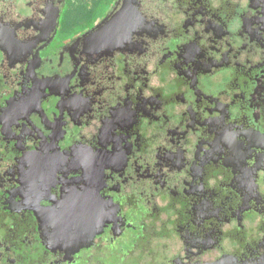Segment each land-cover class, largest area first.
I'll return each instance as SVG.
<instances>
[{"label":"flooded vegetation","instance_id":"obj_1","mask_svg":"<svg viewBox=\"0 0 264 264\" xmlns=\"http://www.w3.org/2000/svg\"><path fill=\"white\" fill-rule=\"evenodd\" d=\"M0 264H264V0H0Z\"/></svg>","mask_w":264,"mask_h":264},{"label":"rangeland","instance_id":"obj_2","mask_svg":"<svg viewBox=\"0 0 264 264\" xmlns=\"http://www.w3.org/2000/svg\"><path fill=\"white\" fill-rule=\"evenodd\" d=\"M119 256H120V253L118 251H113V253L109 252V255H108V257H110L111 259V260L109 259L111 262H116Z\"/></svg>","mask_w":264,"mask_h":264}]
</instances>
